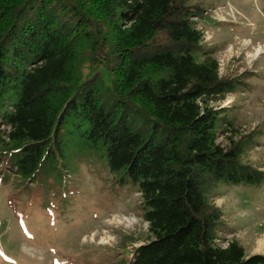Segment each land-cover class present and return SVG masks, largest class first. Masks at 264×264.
<instances>
[{"label": "trees", "instance_id": "16d2710c", "mask_svg": "<svg viewBox=\"0 0 264 264\" xmlns=\"http://www.w3.org/2000/svg\"><path fill=\"white\" fill-rule=\"evenodd\" d=\"M188 3L0 0V154L32 179L65 145L103 150L142 196L150 237L132 264H264L237 240L217 242L221 211L205 186L264 175L241 162L239 143L217 142L208 103L233 82L202 49Z\"/></svg>", "mask_w": 264, "mask_h": 264}, {"label": "rangeland", "instance_id": "374dc122", "mask_svg": "<svg viewBox=\"0 0 264 264\" xmlns=\"http://www.w3.org/2000/svg\"><path fill=\"white\" fill-rule=\"evenodd\" d=\"M188 4L202 49L213 52L220 78L233 82L208 103L218 112L217 142L227 150L239 143L241 162L264 175V0ZM4 129L0 123V145ZM64 148L32 179L0 154V264H132L135 247L150 237L138 184L124 169L111 170L99 147ZM205 192L221 211L217 242L237 240L247 256L264 255V179L221 181Z\"/></svg>", "mask_w": 264, "mask_h": 264}, {"label": "bare ground", "instance_id": "6f19581e", "mask_svg": "<svg viewBox=\"0 0 264 264\" xmlns=\"http://www.w3.org/2000/svg\"><path fill=\"white\" fill-rule=\"evenodd\" d=\"M257 52H259V50H257Z\"/></svg>", "mask_w": 264, "mask_h": 264}, {"label": "built area", "instance_id": "2783aa9c", "mask_svg": "<svg viewBox=\"0 0 264 264\" xmlns=\"http://www.w3.org/2000/svg\"><path fill=\"white\" fill-rule=\"evenodd\" d=\"M192 19H193V17H192Z\"/></svg>", "mask_w": 264, "mask_h": 264}]
</instances>
